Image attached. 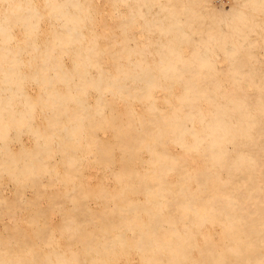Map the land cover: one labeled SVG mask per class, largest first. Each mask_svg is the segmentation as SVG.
Masks as SVG:
<instances>
[{
    "label": "bare ground",
    "instance_id": "1",
    "mask_svg": "<svg viewBox=\"0 0 264 264\" xmlns=\"http://www.w3.org/2000/svg\"><path fill=\"white\" fill-rule=\"evenodd\" d=\"M0 218V264H264V0H0Z\"/></svg>",
    "mask_w": 264,
    "mask_h": 264
},
{
    "label": "rangeland",
    "instance_id": "2",
    "mask_svg": "<svg viewBox=\"0 0 264 264\" xmlns=\"http://www.w3.org/2000/svg\"><path fill=\"white\" fill-rule=\"evenodd\" d=\"M215 1V3L218 5V6H221L223 3H224V5L225 6H227L228 5V0H214ZM104 3L102 4V8L104 9V8H106V5H105V7H104ZM109 6V5H108ZM108 8V7H107ZM101 9V8H100ZM120 20V19H119ZM107 22V20L106 19H104V24ZM118 22V21H117ZM117 22H115V23H117ZM47 27L46 26H44V30H43V32H44V34L43 35H41L40 36V38H39V40H44L45 38H46V29ZM101 32V31H100ZM260 49H257V48H255L254 49V52L258 55V56H260V55H262V51L260 50ZM131 104H129L127 101H124L120 106H117V107H115V110H117V112H119V113H125V112H127L128 113V111H130L131 110ZM133 108H134V106H133ZM144 108V107H143ZM140 109L141 108H139V107H136V111L137 112H140ZM178 150V149H177ZM197 160H198V163L199 164H203V159L200 161V159L199 158H197ZM141 164V162L139 163V161L137 162V165H140ZM9 185H11V186H9ZM9 187V188H8ZM2 195L4 196V197H7V199H10L11 201H13V199H14V197H15V194H14V191H13V189H12V183L10 182L7 186H6V188L3 190V192H2ZM28 197H30V193L29 192H27V194H26V196H25V198H28ZM14 209V208H13ZM15 209H17V208H15ZM10 223V221L7 219V218H3V219H1L0 218V227L3 225V223ZM220 229V227H218V230ZM207 231L208 232H212V229L210 228V229H207ZM141 261H142V257H141V255L140 254H138V256L136 255V257L135 258H131V255H128V257L126 258V259H121L120 261H119V263L118 264H140L141 263Z\"/></svg>",
    "mask_w": 264,
    "mask_h": 264
}]
</instances>
